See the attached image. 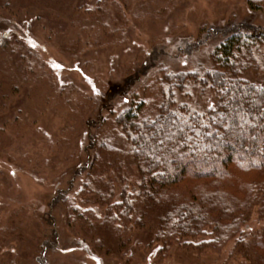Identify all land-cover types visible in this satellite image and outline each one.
Returning <instances> with one entry per match:
<instances>
[{"label":"rangeland","instance_id":"obj_1","mask_svg":"<svg viewBox=\"0 0 264 264\" xmlns=\"http://www.w3.org/2000/svg\"><path fill=\"white\" fill-rule=\"evenodd\" d=\"M240 25L264 28V0H0V264H260L264 201L244 240L198 254L150 243L149 215L143 230L106 221L90 193L96 177L115 181L113 201L123 187L118 91L154 115L157 51L186 70L192 43Z\"/></svg>","mask_w":264,"mask_h":264},{"label":"trees","instance_id":"obj_2","mask_svg":"<svg viewBox=\"0 0 264 264\" xmlns=\"http://www.w3.org/2000/svg\"><path fill=\"white\" fill-rule=\"evenodd\" d=\"M4 34L0 40H7ZM207 43L203 45L201 40L189 46V56L194 55L192 51L199 53L186 70L174 71L160 63V56L165 55L162 51H157L156 60L151 58L149 67L159 65L158 73L162 72L155 80L159 101L154 115H142L143 102L126 89L118 91L123 95L119 97L123 107L112 114L126 175L117 174V181L123 185L117 202L113 201L115 181L92 178L91 186L97 189L90 193L105 209V220L132 221L135 229L143 230L144 216H151L155 227L150 243L160 244L161 250L177 245L181 250L200 254L219 250L231 239L242 241L251 210L264 201V127L249 129L243 137L230 135L228 143L194 137L193 142L200 145L195 152L187 146L173 151L172 142L157 150L149 137L142 136L152 127L150 121L163 116L160 123H165L174 112L189 123L200 119V115H188L193 108L207 124L215 115L207 105H220L216 111L226 112L224 105L233 97L248 102L245 110L253 101L259 110H264V28L233 26ZM176 58L179 59L177 54ZM147 68L142 71L145 73ZM257 111L254 107L253 115ZM254 122L264 124L260 119ZM209 144L215 147L209 148ZM91 146L100 152L103 144L95 136ZM52 233L53 230L50 239L44 241L41 254L55 241L57 235ZM254 246L264 250V230L260 243ZM258 263L264 264V256L258 258Z\"/></svg>","mask_w":264,"mask_h":264},{"label":"snow or ice","instance_id":"obj_3","mask_svg":"<svg viewBox=\"0 0 264 264\" xmlns=\"http://www.w3.org/2000/svg\"><path fill=\"white\" fill-rule=\"evenodd\" d=\"M245 103L248 102L235 97L230 98L224 105L227 111L222 113L216 111L220 105L208 104L207 107L215 115L212 116L211 121L207 124L203 122L204 116L197 113L195 108L188 115L191 117L193 114H197L200 115V119L193 120L192 123L184 120L183 117L175 112L171 113L165 123L162 124L160 120L165 118L163 116L157 117L156 120L150 121L152 127L146 130L142 136L149 137L157 145V150L166 147V142H172L173 151L187 146L190 152H195L200 149V145L193 142L194 137H211L212 140H217V143H228V136L230 135L243 137L249 129L254 130L258 127H264V124L254 122L256 119L264 120V110H259V105L255 101L251 102L249 108L245 110ZM183 107L187 108L188 106L184 105ZM254 107L258 110L256 115H253ZM250 117L252 118L251 120ZM213 128L216 131H213ZM222 132L223 135L221 134ZM252 138L255 139L254 136ZM211 147H215V145L209 144V148Z\"/></svg>","mask_w":264,"mask_h":264}]
</instances>
